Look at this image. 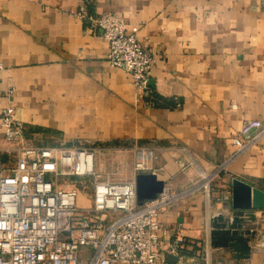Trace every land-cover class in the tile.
I'll list each match as a JSON object with an SVG mask.
<instances>
[{
	"label": "crops",
	"instance_id": "1",
	"mask_svg": "<svg viewBox=\"0 0 264 264\" xmlns=\"http://www.w3.org/2000/svg\"><path fill=\"white\" fill-rule=\"evenodd\" d=\"M81 2L124 16L154 56L153 105L109 64L102 31L73 12ZM0 62V105L15 107L33 143L158 148L157 178L188 190L160 214L161 244L179 233L197 242L201 264H223L213 256L212 218L232 207L233 179L264 189V132L229 160L243 122H264V0H0ZM180 159L194 164L183 170ZM216 170L208 191L191 190ZM255 215L249 223L264 231V209ZM260 248L243 264H264Z\"/></svg>",
	"mask_w": 264,
	"mask_h": 264
},
{
	"label": "built area",
	"instance_id": "2",
	"mask_svg": "<svg viewBox=\"0 0 264 264\" xmlns=\"http://www.w3.org/2000/svg\"><path fill=\"white\" fill-rule=\"evenodd\" d=\"M73 12L93 30L102 31L109 43V64L128 71L141 101L153 105L150 77L155 58L136 33L128 31L126 18L111 11L95 13L85 2ZM0 129L6 142L0 152L7 155H0V264H201L198 254L184 253L186 237L178 233L164 246L159 239L164 228L160 214L188 190L181 193L164 183L154 198L138 197L137 175L156 174L158 148L87 141L37 145L13 105H0ZM263 132L261 119H246L233 138L237 149L229 160L249 149ZM129 150L138 159L131 176L103 171L100 155L108 154L111 162L121 164ZM179 162L183 170L194 164ZM216 172L203 171L191 190L208 191ZM82 196L89 205L80 202ZM84 248L89 249L86 261L81 259ZM169 254L178 261L170 262Z\"/></svg>",
	"mask_w": 264,
	"mask_h": 264
},
{
	"label": "water",
	"instance_id": "3",
	"mask_svg": "<svg viewBox=\"0 0 264 264\" xmlns=\"http://www.w3.org/2000/svg\"><path fill=\"white\" fill-rule=\"evenodd\" d=\"M164 182L154 173L137 175V192L141 201L154 198L163 190ZM256 209H264V189L256 187L238 177L233 179L232 207L216 213L213 218L211 244L214 257L225 264H243L251 259L255 251L264 245V231H259L249 222L256 221ZM170 262L178 256L169 254Z\"/></svg>",
	"mask_w": 264,
	"mask_h": 264
},
{
	"label": "rangeland",
	"instance_id": "4",
	"mask_svg": "<svg viewBox=\"0 0 264 264\" xmlns=\"http://www.w3.org/2000/svg\"><path fill=\"white\" fill-rule=\"evenodd\" d=\"M128 147H132V146L130 145ZM108 158H109L108 154H103L100 155L99 157V162H101L100 166L102 167L103 171L105 172L118 171L119 175L122 176H131L134 172L135 164L138 161L136 154L132 150H129L126 153L124 159L123 158L120 159L121 164L111 162ZM118 168L119 170H117ZM80 202L84 203L83 200H81Z\"/></svg>",
	"mask_w": 264,
	"mask_h": 264
},
{
	"label": "trees",
	"instance_id": "5",
	"mask_svg": "<svg viewBox=\"0 0 264 264\" xmlns=\"http://www.w3.org/2000/svg\"><path fill=\"white\" fill-rule=\"evenodd\" d=\"M186 245L187 246L189 245V247H190V248L187 247V249L185 250V252H187L188 254H193V252L196 251L197 248H199L197 242L190 241L188 239H186Z\"/></svg>",
	"mask_w": 264,
	"mask_h": 264
},
{
	"label": "bare ground",
	"instance_id": "6",
	"mask_svg": "<svg viewBox=\"0 0 264 264\" xmlns=\"http://www.w3.org/2000/svg\"><path fill=\"white\" fill-rule=\"evenodd\" d=\"M140 157H143V155H140Z\"/></svg>",
	"mask_w": 264,
	"mask_h": 264
}]
</instances>
